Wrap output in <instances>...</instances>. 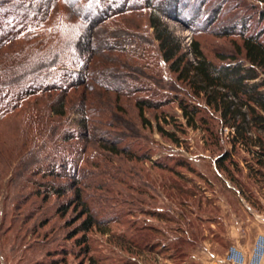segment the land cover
Returning <instances> with one entry per match:
<instances>
[{
	"label": "rangeland",
	"instance_id": "374dc122",
	"mask_svg": "<svg viewBox=\"0 0 264 264\" xmlns=\"http://www.w3.org/2000/svg\"><path fill=\"white\" fill-rule=\"evenodd\" d=\"M201 1L194 0L185 7V16L197 19L195 30L180 20L162 15L176 37L182 39L190 59L189 48L194 39L200 42L209 59L217 61L216 54L237 51V45L241 44L239 34L244 26L251 32H264V5L255 0H208L206 6H200ZM218 7L222 12L214 21ZM118 22L107 26L108 38L98 31L97 39H110L117 49L128 51L124 57L139 59L130 72L134 86L152 88L153 92L140 93L135 98L164 101L167 95H179L190 103H197L203 110L200 116L206 122H201L198 129L188 128L178 106L171 104L159 111L145 110L153 128H144L134 100L120 98L119 104L125 111L118 115L129 121L128 127L138 135L124 145L131 146L136 157H143L139 162L115 156L104 145L84 143L80 137L84 132L78 126L81 116L76 112L75 103H69L64 118L51 119L58 126L59 138L49 141L47 135L36 137L35 150L25 159L12 164L5 163L8 161L6 156L4 162L0 160V264H90L92 257L98 264H206L211 255L226 261L231 247L250 256L259 237L264 236L259 232L264 227V192L254 181L246 179L244 159L251 160L252 157L243 151L234 153L240 168L246 170L242 180L252 192L248 195L251 200H248L237 192L216 164L217 159L231 149L228 139L232 129L226 128L221 114L208 108L203 98L197 100L186 86L176 83L175 76L169 74L161 61L147 21L119 19ZM138 24L140 28H134ZM234 26L237 31L232 35ZM106 98L116 100L112 95ZM55 99L44 98L39 101V106L47 110L49 102ZM161 115L175 117L178 126L184 125V132L172 125V119L170 125L164 123ZM158 118L161 121L158 123L165 129L178 132L180 144H174L158 133ZM9 124L0 126L3 149L8 147L5 146L9 141L6 134L26 137L20 120L15 126ZM207 128L215 132L218 142L215 136L210 137ZM117 133L106 129L102 136L115 140L119 137ZM65 134L73 137L69 143L61 142ZM146 157L147 161L144 160ZM154 164H162L167 170H159ZM75 169H79V178L83 179L86 194L83 198L98 218L108 223L100 228L110 230L105 235L98 229L89 234L91 253L87 256L80 254L84 249L76 242L80 236L69 239V234L82 221L77 222L81 210L74 212L75 203L72 205L74 191L63 198L46 192L53 185L73 189L74 178L78 177ZM170 169L177 174L173 175ZM107 171L110 174L105 175ZM52 172L60 177H51ZM124 181L134 187L146 181L151 192L141 195L130 191L122 184ZM171 186L173 189L168 190ZM169 194L174 195V201L166 200ZM183 200L189 201L188 204L179 205ZM69 205H72L70 212L63 218L60 210ZM151 228L161 229L166 235L159 236L157 242L165 241L171 235L182 237L184 251L179 253L180 248H174L178 244L175 238L165 242L168 247L160 244L161 248L157 246L143 252L129 253L127 247L118 243L121 236L153 237L154 234L147 231ZM170 230L174 232L170 233Z\"/></svg>",
	"mask_w": 264,
	"mask_h": 264
},
{
	"label": "trees",
	"instance_id": "16d2710c",
	"mask_svg": "<svg viewBox=\"0 0 264 264\" xmlns=\"http://www.w3.org/2000/svg\"><path fill=\"white\" fill-rule=\"evenodd\" d=\"M193 1L0 0V126L5 127L10 122L15 126L20 120L26 130L25 138L5 135L9 139L5 144L8 147L3 149V141L0 146V160L4 162L3 157L6 156L8 161L5 163L12 164L25 159L35 150L36 137L47 135L49 141L59 138L58 126L51 119L64 118L68 104L72 102L81 116L78 126L84 132L80 136L84 143L104 145L115 156H125L139 162L143 161V157H136L130 149L131 146L124 145L138 135L128 127L130 122L118 115L125 111L119 104L120 98L134 100L144 128H153L145 110L159 111L171 104L178 106L188 128L198 129L201 122H206L200 116L202 108L179 95H167L164 101L136 99V95L140 93L153 92L152 88L134 86L130 72L139 59L135 56L124 57L128 51L117 49L110 39H97L99 33L108 38L107 26L119 23V19L127 22L144 20L147 21L146 26L157 44L162 63L167 66L169 74L175 76L176 83L186 86L197 100L203 98L208 108L221 114L226 128L232 129V135L228 139L231 149L217 159L218 168L226 173L227 179L235 185L237 192L248 200H251L248 195H252V192L242 180L246 170V179L254 181L264 192V32H251L249 27L244 26L239 34L241 44L237 45V51L216 54L218 62L209 59L200 42L194 39L189 48L192 56L190 59L182 39L176 37L162 15L180 20L195 30L196 17L185 16V7L193 4ZM255 1L264 5V0ZM208 2L202 0L200 6H206ZM221 12L222 8L218 7L214 21ZM134 28L139 29V24ZM236 31L235 26L231 28L232 35ZM171 91L176 92L174 88ZM108 95L116 97V100H109L106 98ZM54 97L56 99L52 102ZM44 98L52 100L47 110L39 106V101ZM161 117L167 125L171 124L169 120L172 119V125L184 132V125L178 126L175 117ZM158 122H161L159 118L156 125L158 133L174 144L181 143L177 131L167 130ZM106 129L118 131L119 137L115 140L104 138L102 134ZM207 131L218 142L215 132L210 128ZM2 135L4 136L3 133ZM72 139V135L65 134L61 142L69 143ZM239 151L252 157L251 160L244 159L246 170L241 169L240 162L234 159V153ZM147 158L144 160L147 161ZM154 165L159 170H167L162 164ZM78 171L79 169L74 170L78 177L74 178L73 189L65 190L64 187L53 185L46 192L63 198L74 191L75 201L72 205L75 203L74 212L81 210L77 222L82 221L69 234V239L80 236L76 241L78 246L84 248L80 254L87 256L91 253L89 234L98 229L105 235L110 230L100 228L108 225L107 221L99 219L83 198L86 194ZM170 172L177 174L173 170ZM108 174L109 171L105 173ZM58 175L55 176V172H52L50 176L59 178ZM122 184L141 195L151 192L146 181L135 187L128 181ZM170 189L173 187L168 188ZM166 200L174 201L175 197L169 194ZM188 202L183 200L179 205L185 206ZM72 205L61 208L63 218L69 214ZM181 214L184 215L185 212L181 211ZM147 231L154 236H142L138 239L134 236H121L118 243L127 247L129 253L143 252L152 251L157 246L161 248L160 244L164 248L168 247L169 244L165 242L169 238H175L174 241L178 244L174 248H180L179 253L184 251L182 247L185 242L182 237L171 235L165 241L157 242L159 236L166 237L163 230L151 228ZM152 244L158 245L151 247ZM90 264L98 262L92 257Z\"/></svg>",
	"mask_w": 264,
	"mask_h": 264
},
{
	"label": "built area",
	"instance_id": "2783aa9c",
	"mask_svg": "<svg viewBox=\"0 0 264 264\" xmlns=\"http://www.w3.org/2000/svg\"><path fill=\"white\" fill-rule=\"evenodd\" d=\"M226 262L228 264H263L264 236L259 237L250 256H247L236 247H231L226 257Z\"/></svg>",
	"mask_w": 264,
	"mask_h": 264
},
{
	"label": "crops",
	"instance_id": "0c3cea01",
	"mask_svg": "<svg viewBox=\"0 0 264 264\" xmlns=\"http://www.w3.org/2000/svg\"><path fill=\"white\" fill-rule=\"evenodd\" d=\"M264 226V225H263ZM259 232L261 234H264V227L260 228ZM251 248V247H250ZM249 248V249H250ZM192 258V257H191ZM190 258V259H191ZM196 259V258H195ZM198 260V259H197ZM204 263V261H199V263ZM206 263V262H205ZM206 264H228L224 258H221L220 256H216V255H211L209 257H207V263ZM264 264V262H263Z\"/></svg>",
	"mask_w": 264,
	"mask_h": 264
}]
</instances>
